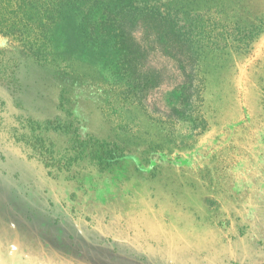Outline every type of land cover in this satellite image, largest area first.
I'll use <instances>...</instances> for the list:
<instances>
[{
  "label": "trees",
  "instance_id": "1",
  "mask_svg": "<svg viewBox=\"0 0 264 264\" xmlns=\"http://www.w3.org/2000/svg\"><path fill=\"white\" fill-rule=\"evenodd\" d=\"M263 5L264 0H0V63L12 67L8 79H0L2 88L12 95L22 90L17 87L23 79H43L56 104L55 113L41 119L12 99L16 125L4 119L0 138L39 162L84 206L94 185L123 196L132 180L146 184L158 170L202 165L205 181L229 199L224 204L230 213L218 208L224 212L220 230L252 245L246 260L256 261L261 255L251 251L264 253L263 228L257 233L262 237L250 238L255 225H264V77L257 75L264 62L253 60L259 50L264 53ZM66 19L76 28L79 47L95 54L94 65L56 47L55 29ZM155 48L176 61L186 58L194 69L198 112L189 119L179 114L177 122H190L199 139L177 140L175 122L144 109L142 94L160 83L159 73L145 68ZM208 205L216 212V200ZM83 212L85 218L94 214Z\"/></svg>",
  "mask_w": 264,
  "mask_h": 264
},
{
  "label": "rangeland",
  "instance_id": "2",
  "mask_svg": "<svg viewBox=\"0 0 264 264\" xmlns=\"http://www.w3.org/2000/svg\"><path fill=\"white\" fill-rule=\"evenodd\" d=\"M75 29L71 19L55 29L56 47L92 66L97 62L95 54L79 47ZM132 35L142 38L140 30ZM260 57L264 62V53L259 50L253 62ZM145 68L157 71L160 80L157 87L142 94L146 113L175 122L177 140L188 139L183 135L199 139V129H191L190 122H177L179 114L189 119L198 112L192 65L186 58L176 61L155 48L150 50ZM11 70L8 63H0V79H8ZM257 75L264 77V66ZM19 84L17 89L22 92L13 90L11 95L0 80V135L4 119H9L10 126L16 125L11 119L14 100L23 112L36 118L55 113V93L43 79L28 77ZM210 135L212 132L206 137ZM7 143L0 138V153L4 155L0 159V264H111L113 250H117L113 256H128L135 264H264L263 251H251L261 256L248 262L246 251L252 245L220 230L224 212L218 208L228 213L224 203L229 199L217 195V188L205 181L202 165L158 170L146 184L132 180L125 184L127 194L123 196L111 187L94 185L96 191H85L89 200L84 206L77 200H83L80 196L74 199L73 190L54 182L39 162L28 160L20 149ZM210 199L217 201L216 212L208 205ZM76 208L82 210L81 215ZM67 209L71 221L64 217ZM84 210L94 214L85 218ZM255 226L257 231L254 229L250 238L254 234L262 237L257 233L264 225ZM67 232L75 235L72 245L64 238ZM231 232L236 233V229Z\"/></svg>",
  "mask_w": 264,
  "mask_h": 264
},
{
  "label": "flooded vegetation",
  "instance_id": "3",
  "mask_svg": "<svg viewBox=\"0 0 264 264\" xmlns=\"http://www.w3.org/2000/svg\"><path fill=\"white\" fill-rule=\"evenodd\" d=\"M3 156L4 155L2 153H0V159ZM2 159H4V158H2ZM47 211H49V210H47ZM66 211H65L64 217L68 218L71 221L68 209ZM14 215H19V214L18 213H14ZM53 219H55L57 221V218L53 217ZM64 238L67 240V245H72L74 243V240H75V235L72 232H67L64 235ZM109 242H110V239H108V245L110 246ZM116 252H117V250H113L112 251L113 254H110V256H109L111 264H124V263H127V262L130 261V258L128 256L126 258H124L123 256H116V257L113 256ZM136 262H138V261H136ZM127 264H135V263H134V261H132V262H129Z\"/></svg>",
  "mask_w": 264,
  "mask_h": 264
}]
</instances>
